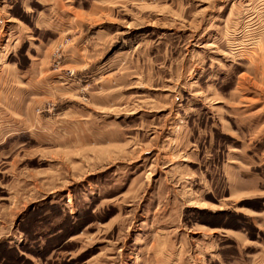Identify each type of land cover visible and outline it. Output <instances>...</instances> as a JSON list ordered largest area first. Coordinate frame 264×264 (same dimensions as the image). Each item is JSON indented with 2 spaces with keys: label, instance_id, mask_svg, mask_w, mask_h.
<instances>
[{
  "label": "rangeland",
  "instance_id": "obj_1",
  "mask_svg": "<svg viewBox=\"0 0 264 264\" xmlns=\"http://www.w3.org/2000/svg\"><path fill=\"white\" fill-rule=\"evenodd\" d=\"M0 264H264V0H0Z\"/></svg>",
  "mask_w": 264,
  "mask_h": 264
}]
</instances>
